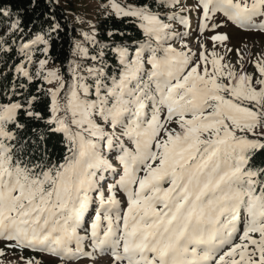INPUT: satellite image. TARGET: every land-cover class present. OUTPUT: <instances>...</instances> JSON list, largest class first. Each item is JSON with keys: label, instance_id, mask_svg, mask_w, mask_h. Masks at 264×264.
<instances>
[{"label": "snow or ice", "instance_id": "obj_1", "mask_svg": "<svg viewBox=\"0 0 264 264\" xmlns=\"http://www.w3.org/2000/svg\"><path fill=\"white\" fill-rule=\"evenodd\" d=\"M59 3L0 0V264H264V50L218 31L264 33V0H107L142 38L92 25L67 76Z\"/></svg>", "mask_w": 264, "mask_h": 264}, {"label": "rangeland", "instance_id": "obj_2", "mask_svg": "<svg viewBox=\"0 0 264 264\" xmlns=\"http://www.w3.org/2000/svg\"><path fill=\"white\" fill-rule=\"evenodd\" d=\"M185 4L188 7H191L195 0H184ZM106 2H101L100 0H60L59 5L62 6L66 12L68 13L72 23L76 25V27L80 28L81 33L84 31H88L92 25H95L97 19L101 13H105L106 10L104 8ZM195 11V10H193ZM193 16V15H192ZM197 20V17H196ZM83 21V23L81 22ZM197 23L191 19L190 16V24L191 31L190 36L188 38L189 46L193 48V50H197L198 46L195 42L197 33ZM177 30L184 31L183 27L180 25H176ZM218 31L226 32L230 36L229 47L232 48H241L242 50L252 49L256 54H259L260 51L264 50V33L256 32V31H245L237 28L232 24H227L223 28ZM212 33L208 32L205 35H211ZM82 39V36H81ZM176 46L179 47V42L176 43ZM245 46H247L245 48ZM212 45L209 43V48L211 49ZM76 57L73 55L72 50V60ZM232 60L235 62V53L232 54ZM49 67L52 68H61V65H55L50 62ZM68 67V65H67ZM251 67L248 68V71H253ZM65 75L67 76V70ZM120 198L123 200V194H119ZM3 246V243L0 242V247ZM31 254V253H29ZM37 258L41 261V264H59V261L47 254H35ZM16 257L11 253L5 258L6 264L8 261H15ZM80 264H89L88 261L82 260ZM95 264H112V258L110 255H100L96 258Z\"/></svg>", "mask_w": 264, "mask_h": 264}, {"label": "trees", "instance_id": "obj_3", "mask_svg": "<svg viewBox=\"0 0 264 264\" xmlns=\"http://www.w3.org/2000/svg\"><path fill=\"white\" fill-rule=\"evenodd\" d=\"M100 1L107 2V0H100ZM121 2L123 3L138 2V0H121ZM59 14L61 17H63L62 24L66 25L67 27L65 28L64 32L61 33V39L58 40L53 46L50 56H51V62L55 65H61L62 69L64 70V73H66L67 65L72 60L73 44L76 40L81 39V30L72 23L68 13L60 5H59ZM196 17H197L196 12L192 11L191 19L194 21V23L197 22ZM6 26H7V22L0 24V33H2L3 28H5ZM95 28L98 30L97 39L102 42H110V38L107 36V32L115 31V30H119L127 33L128 35L123 39L127 40L128 42L142 38V33L134 25L116 19L114 17L106 16L105 13H101L99 15L97 22L95 24ZM116 39L120 40L122 38L116 37ZM4 59H7V57H5ZM9 63H11V61H9ZM10 79H11V74L9 73L8 78H3L2 83L4 85H8ZM30 88L35 94V85L30 86ZM43 100L44 103H42L38 107V110L44 111L47 103V98L44 97ZM25 122L29 125V129L27 131V135L29 136L32 135L30 130L31 128L42 129L44 127V125L39 122H31V121H25ZM47 147L51 152L53 159H59L62 157L63 147L62 144L60 143L59 136L56 135L50 136L47 141ZM256 162L258 164H264V155L259 156ZM88 263L91 264L90 261H88Z\"/></svg>", "mask_w": 264, "mask_h": 264}]
</instances>
